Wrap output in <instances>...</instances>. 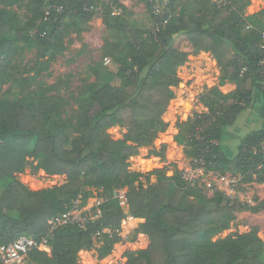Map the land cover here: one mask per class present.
Instances as JSON below:
<instances>
[{"label":"trees","instance_id":"trees-1","mask_svg":"<svg viewBox=\"0 0 264 264\" xmlns=\"http://www.w3.org/2000/svg\"><path fill=\"white\" fill-rule=\"evenodd\" d=\"M143 1L147 13L139 18L124 8L119 13L107 5L88 9L97 0H0V84L20 43L48 46L54 40L56 50H63L68 29L86 31L96 13L107 32L103 56L116 52L109 65L111 79L103 81L95 64L65 103L53 94L20 105L0 99V244L21 235L46 238V246L29 252V263L85 264L78 253L92 247L96 234L103 257L122 241L125 213L114 198L122 190L129 214L142 220L140 232L149 243L125 253L119 264H264V243L255 229L212 240L231 227L234 212L243 208L236 199L218 190L207 196L168 165L153 171V184L143 180L148 174L128 169V159L152 145L168 126L171 87L182 80L177 68L190 55L210 53L220 70L218 85L200 95L207 111L191 121L186 141L191 155L219 175L238 173L252 180L255 174L258 182L264 181V157L258 151L264 140V65L259 64L264 58V7L247 13L250 0H231L223 7L194 0L199 7L190 11L178 0H167L163 13L169 16L162 24ZM22 6L24 25L17 13ZM227 82L235 88L224 94L219 87ZM68 101L82 112L74 123L63 118ZM253 107H258L260 126L241 136L229 154L223 143L227 127ZM114 126L126 129L122 138L107 134ZM176 140L183 144L182 138ZM29 157L47 175H64L65 182L41 190L24 185L14 174L24 171ZM86 186L102 189L98 215L84 227L70 223L50 231L51 217L69 211Z\"/></svg>","mask_w":264,"mask_h":264},{"label":"rangeland","instance_id":"rangeland-1","mask_svg":"<svg viewBox=\"0 0 264 264\" xmlns=\"http://www.w3.org/2000/svg\"><path fill=\"white\" fill-rule=\"evenodd\" d=\"M180 5L193 11L199 7L194 0H178ZM23 5V4H22ZM264 7V0H250L247 13H255ZM18 17L22 25L26 22L27 12L25 7L17 10ZM113 13V12H112ZM119 13V12H118ZM101 13H96L88 23L86 31L76 33V28H69V35L65 36L62 45L65 49L56 50L55 41L52 40L48 46L40 45L38 42L29 41L20 43L17 47V56L7 70V78L0 84V99L24 104L30 97L41 95H56L59 103H65L71 90L81 87L84 80L88 78V71L98 64L103 76V81L111 79L109 75V65L111 55L116 52L111 49V55L104 57L101 47L104 44V37L107 32L102 23ZM101 21H100V19ZM181 76L178 86L171 87L173 93L169 101L165 116L168 119V126L165 131L154 141L152 145L139 149V153L128 159L129 171L148 174L147 183L156 182L154 170L165 165L171 169H177L191 180L186 181L190 186H197L201 192L207 196H212L218 190L230 199L239 202L241 210L233 214L232 225L213 237V241L226 237H236L237 235L256 230L257 236L264 243V181L258 182L238 173H227L219 175L217 172L206 169H194L192 164L193 148L186 143L187 136L193 131L191 121L194 115L207 111L202 104L200 95L209 88L218 85L219 67L211 58L210 53L190 55L188 61L177 68ZM233 83H225L219 87L222 93L233 90ZM67 106L63 113L64 119L76 118L82 115L73 102ZM234 124L227 127L225 142L229 154H233L239 138L247 131H251L260 126L258 118V107L247 108L241 112ZM192 130V131H191ZM126 129L121 126L110 128L107 134L114 138L123 137ZM199 138V135H196ZM182 138L183 144L177 143ZM37 160L29 157L27 165L22 172L14 174V177L24 185L41 190L44 187L59 186L65 182L64 175H47L37 166ZM101 187L86 186L79 197L75 200L78 211L84 212L90 217H94L98 212L101 200ZM124 195L122 190L115 193L119 205L125 213V218L120 222L119 234L122 241L115 243L110 252L103 257L99 256L102 240L99 235H93V245L88 250H81L78 253L79 260L85 264H119L125 261V253H133L145 248L149 240L140 232L142 220L133 218L127 209L125 199H120L119 195ZM30 264H40L31 262Z\"/></svg>","mask_w":264,"mask_h":264},{"label":"built area","instance_id":"built-area-1","mask_svg":"<svg viewBox=\"0 0 264 264\" xmlns=\"http://www.w3.org/2000/svg\"><path fill=\"white\" fill-rule=\"evenodd\" d=\"M119 0H97L94 5L88 7L90 10H98L102 5H107L111 8L113 13H118L119 8L116 6ZM217 7H223L230 3L231 0H210ZM149 4L151 7V11L155 16L161 18V23L164 24L167 21V17L164 15L165 4H158L155 0H149ZM157 28V26H156ZM263 43L261 47L264 46V31L261 34ZM261 65H264V58L260 60ZM259 153H261L264 157V140L260 143ZM194 169H202L206 170L205 162L202 159L194 158L192 161ZM183 179L186 181L191 180L192 177H188L186 175H182ZM120 199H125L124 195H119ZM126 201V200H125ZM77 203L75 201L71 209L61 215L53 216L50 219V231L54 230L56 227L65 224H76L79 227H84L87 220L90 218L86 213L79 212ZM98 215V213H97ZM96 215V216H97ZM47 245V239L43 238L41 241H37L33 238H29L26 236H19L15 240L7 243L0 244V264H30L28 254L31 250L35 248H39L41 246Z\"/></svg>","mask_w":264,"mask_h":264},{"label":"crops","instance_id":"crops-1","mask_svg":"<svg viewBox=\"0 0 264 264\" xmlns=\"http://www.w3.org/2000/svg\"><path fill=\"white\" fill-rule=\"evenodd\" d=\"M147 1L149 2V0H147ZM155 1L158 4H165L167 0H155ZM144 3L145 2L143 0H119L118 5L121 6V7H119V12L121 11V8H124V9H126V11H131L135 15H138L139 18H143L145 13H147V10H146ZM100 21H101V19H100ZM231 91H232V89L228 92H231ZM203 112H205V111H202V113ZM225 140L226 139L223 140V143H224V145H227Z\"/></svg>","mask_w":264,"mask_h":264}]
</instances>
